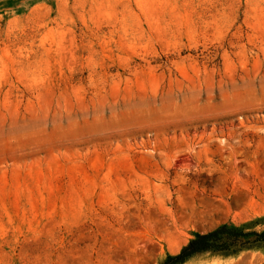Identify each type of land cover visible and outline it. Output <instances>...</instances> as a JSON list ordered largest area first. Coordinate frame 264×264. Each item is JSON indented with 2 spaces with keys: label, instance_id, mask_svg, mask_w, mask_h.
<instances>
[{
  "label": "rangeland",
  "instance_id": "374dc122",
  "mask_svg": "<svg viewBox=\"0 0 264 264\" xmlns=\"http://www.w3.org/2000/svg\"><path fill=\"white\" fill-rule=\"evenodd\" d=\"M223 224L264 231V0H0V264H161Z\"/></svg>",
  "mask_w": 264,
  "mask_h": 264
},
{
  "label": "trees",
  "instance_id": "16d2710c",
  "mask_svg": "<svg viewBox=\"0 0 264 264\" xmlns=\"http://www.w3.org/2000/svg\"><path fill=\"white\" fill-rule=\"evenodd\" d=\"M262 248L264 231H253L247 225L223 224L207 233H195L178 254H169L161 264H185L206 253L238 256Z\"/></svg>",
  "mask_w": 264,
  "mask_h": 264
}]
</instances>
